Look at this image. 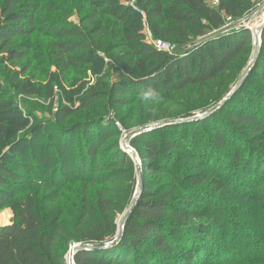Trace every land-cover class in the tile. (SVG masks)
<instances>
[{"label": "trees", "instance_id": "trees-1", "mask_svg": "<svg viewBox=\"0 0 264 264\" xmlns=\"http://www.w3.org/2000/svg\"><path fill=\"white\" fill-rule=\"evenodd\" d=\"M39 4L28 0H0V54H4L1 61L7 60L21 66L24 75L26 66L23 63L31 55V38L38 31ZM253 6V0H219L215 7L208 0H91L88 30L62 23L65 25L59 24L52 33H48L61 38L56 43L61 50L58 61L60 69L71 72L80 65H90L99 58L100 52L110 53L114 48L124 50L130 58L128 64L117 71L113 85L105 87L104 82L100 88H91L78 108L65 106L57 111L55 119L62 125L57 126L56 130H46L47 146L36 144L35 151H32L35 154L45 151L46 155L35 158L14 146L5 152L2 150L7 129L27 131L35 129L38 122L37 118L27 114L12 98L6 96L0 84V211L11 209L14 213L10 224L0 226V264H67L64 244H98L115 237L118 226L114 213L116 210L124 212L126 207L117 208L113 197H107L100 191V206L95 208L91 204L89 184L93 187L104 182L109 186L134 173L135 161L119 144L123 130L113 124L117 121L108 122L104 118L99 122L105 126L93 130L92 126L89 127L91 121L67 127L70 126L66 125L68 119L79 111L100 108L105 99L109 106L119 108L128 104L127 95L134 100L173 101L177 94L186 90L205 89L219 83L241 57L252 51L254 40L250 29L242 28L220 39L210 40L195 48H182L172 54L157 50L145 32L148 29L155 39L183 44L221 29L228 17L233 20L242 18ZM262 46L264 48V30ZM134 58H137L136 61ZM137 64L142 66L136 68ZM262 66L257 65L253 71L261 72ZM18 75L19 72L16 73ZM17 79L16 86L21 93L42 95L43 87L38 82L28 77ZM227 114L230 121L227 122L226 132L235 127L243 129L249 124L254 132L261 133L259 140L264 143V120H258L255 113L249 112ZM169 115L170 112L165 114ZM122 128L125 130L124 126ZM157 132L162 137L153 136L147 142L139 139L131 141L139 154L140 146L146 148V152L141 153L142 162L151 172L158 169L160 161L173 164V159L180 158L176 153L184 154V149L194 154V144L199 142L186 143L172 136L167 127H161ZM236 134H233L234 140ZM217 138L226 142L224 134L217 133ZM103 152L105 159L101 162ZM233 156L237 164L243 167L235 168V171L239 170L238 175L254 176L260 191V181L264 182V154L259 157L260 160L246 158V152L239 146ZM211 160L210 157L207 165L216 169L218 163ZM194 165L198 166L197 161ZM105 168L109 171L102 175ZM42 169L44 173L34 180L52 189L50 194L53 195L46 198L49 201L46 211L41 208L42 201L35 194L24 193L29 187V177ZM78 180L93 182L81 183L84 190H80V197L70 198L80 200L71 204L72 210H79V214L76 222L69 226L53 200L61 190L69 191L71 184ZM207 180L208 177L198 174L189 185L199 187ZM134 194H130L127 206L131 204ZM191 200L196 206L194 209H173L171 195H164L163 191H156L145 184L126 221L122 239L111 247L77 252L76 264H174L185 250L183 242L179 240L183 234L178 226L168 223L166 219L173 217L177 222H187L193 218L212 220L216 219L211 213L213 209L222 215L213 198H209L205 205H198L195 198ZM198 230H195L196 234L216 236L208 227L202 226ZM206 240L211 243L206 242L205 252L216 255L215 251H211L213 241L210 237H206ZM188 252L185 253L187 264H198L202 260L198 262V258L191 251Z\"/></svg>", "mask_w": 264, "mask_h": 264}, {"label": "rangeland", "instance_id": "rangeland-1", "mask_svg": "<svg viewBox=\"0 0 264 264\" xmlns=\"http://www.w3.org/2000/svg\"><path fill=\"white\" fill-rule=\"evenodd\" d=\"M28 1L40 2V9L38 11V31L31 38L33 49L29 59L23 63L26 66V74H23L21 66H15L7 60L1 61L4 54H0V84L6 96L12 98L27 114L37 118L38 126L27 131L7 129L2 142V150L5 152L14 146L20 151H25V155L35 158L46 155L45 151L41 154L32 152L35 151L36 144L47 146L45 144L47 143L46 130H56L57 126L62 125L55 119L57 111L65 106L78 108L81 100L91 88H100L104 82L105 87L113 85L118 75L117 71L122 69L126 63L128 64L130 56L124 50L118 51L114 48V51L110 53L100 52L99 58L90 65H80L78 69H73L71 72L60 69L58 61H60L61 50L56 43L61 38L56 34L49 35L48 33H52L59 24L65 25L62 23L77 25L88 30L89 10H92L91 0ZM208 2L212 5L218 4V0H208ZM253 2V8L242 18L237 20L226 18V24L219 30L208 32L183 44L170 41L175 46L173 52L175 53L182 48H195L210 40L220 39L248 26L253 33L252 51L241 57L219 83L209 85L205 89L186 90L177 94L173 101L134 100L131 95H127L128 104L119 108L109 106L105 99L100 108L79 111L66 123L70 125L67 127H71L78 122L91 121L89 127L92 126L91 130H93L96 129L95 127L105 126L103 122H99L102 118L108 122L117 121L113 124L119 130H123L119 139L123 150H125L123 144L127 135L133 131L173 120L177 122L162 126L167 127V131L172 136L183 139L186 143L199 141L198 144H194V154L184 149L182 151L184 154L176 153L180 158L173 159V164L169 165L168 162L160 161L158 169L153 172L142 162L146 148L141 146L139 148L138 157L144 172L143 186L146 184L151 189L163 191L164 195H171L173 209L175 207L194 209L196 206L190 202L191 198H195L198 205H205L209 198H213L222 211L221 215L213 209L211 213L216 219L211 218L212 220L193 218L187 222H177L173 217L166 219L168 223L175 227L178 226L183 234L179 240L183 242L185 250L183 255L174 261V264H187V251L188 253L191 251L192 255L198 258V262L202 259L200 264H264V191L262 190L264 182L260 181L261 190L258 191V183L254 176L246 174L239 176V170L235 171V168L242 169L243 167L237 164L233 156L241 146V149L246 152V158L260 160L259 157L264 154V143L259 140L261 133L254 132L249 124L243 129L234 126L235 129L230 128V131L226 132L227 122L230 121L228 112L234 115L244 112L255 113L258 120H264V68L261 72L253 71L257 65L264 67V48L261 45L260 52L255 57L254 37L255 29L264 21V0H253ZM145 33L150 42L151 38L155 39L148 29ZM136 59L134 58L135 61ZM135 66L137 68L142 65ZM139 69L142 70V68ZM18 72L19 75L16 76ZM246 72L247 75L243 82L238 85ZM17 77L20 80L28 77L38 82L43 87L42 95L33 96L21 93L16 86ZM215 107L217 108L214 109ZM211 110L213 111L210 112ZM169 112L170 115L165 116ZM209 112L210 114L206 115ZM117 123H120V126ZM233 123L237 124L234 120ZM159 128L161 127L146 129L135 135L131 141L139 139L141 142H147L153 136L162 137L160 132L155 133ZM217 133L224 134L226 142L220 141ZM234 133H238L235 140ZM239 135H241L240 140ZM141 153H143L142 156ZM210 157L212 162L218 163L216 169H212L210 164L207 165ZM100 159L101 162L105 159L104 152ZM195 161L198 166L194 165ZM240 162L243 164V160ZM107 171H109L108 168H105L102 175H105ZM43 173L42 169L29 177L27 180L29 187L24 193L35 194L42 201L41 208L46 211L47 203L49 204L46 198L53 195L50 194L52 189L34 180ZM198 174L208 177L207 182L199 187H190L189 183L193 182ZM124 177L126 178L118 179L109 186L104 182L93 187L89 184L91 204L95 208L100 206L98 198L100 191L107 197H113L117 208L126 207L124 212L116 210L114 213L118 227L130 207L126 205L130 194L135 193L139 186L136 167L133 174L129 173ZM88 182L93 181L78 180L76 184L72 183L69 191L61 190L56 200H53L57 205L56 208L65 215L63 220L69 226L76 222L79 214V210H72L71 204L80 200V198H70L80 197V190H84V187L80 186L81 183ZM255 191L258 193L256 194ZM0 216L4 220L0 225H8L12 222L14 213L11 209H4L0 211ZM202 226L208 227L216 236H207L198 232L196 234L195 230L197 231ZM206 237H210L213 241L210 246L213 248L211 251L217 253L214 256H211L212 252H205L206 242H210L206 240ZM78 244L80 243L68 246L64 244L65 258L70 249ZM179 252L182 253V251Z\"/></svg>", "mask_w": 264, "mask_h": 264}, {"label": "water", "instance_id": "water-1", "mask_svg": "<svg viewBox=\"0 0 264 264\" xmlns=\"http://www.w3.org/2000/svg\"><path fill=\"white\" fill-rule=\"evenodd\" d=\"M246 28L249 29L248 26ZM263 30H264V22L258 27V29H257L258 34L254 35V37H255V57H257L258 53L260 52V47L262 45V33H263ZM246 75H247V72L244 74L242 80L240 81V83L238 85H240L243 82V80L246 77ZM217 107H215L214 109H216ZM213 110H211L210 112H212ZM210 112L207 113L206 115L210 114ZM175 122H177V120L166 121V122L159 123V124L151 126V127H162L163 125H167V124H171V123H175ZM151 127H142V128H139V129L133 131L132 133L127 135L126 141L123 144L125 151L128 152L131 155V157L133 158V160L135 161L136 169H137V173H138L139 186H138V190L134 194V197L132 199L130 207L128 208V210L126 211V213H125V215H124V217L122 219L121 226L118 227V231H117L115 237L112 240H110V241H105V242H101V243H98V244L80 243L78 245H74L70 249V251L68 253V256L70 257V261H71L72 264H76L75 255H76L77 252L82 251V250H94V249L96 250V249H102V248H106V247H111V246L116 245L122 239V237L124 235V228H125L126 221L130 217V214H131V212H132V210H133V208H134V206H135V204L137 202V199L140 196V193H141V191L143 189V185H144V172H143V169H142V164H141V161H140V159L138 157V153H137L136 149L133 148L130 145L131 144V139L135 135H137V134H139V133L143 132L144 130L149 129ZM0 226H6V225H0Z\"/></svg>", "mask_w": 264, "mask_h": 264}, {"label": "built area", "instance_id": "built-area-1", "mask_svg": "<svg viewBox=\"0 0 264 264\" xmlns=\"http://www.w3.org/2000/svg\"><path fill=\"white\" fill-rule=\"evenodd\" d=\"M210 4V2H209ZM217 4V3H216ZM218 4H219V0H218ZM217 5H212L210 4L211 6L215 7V6H218ZM230 20H232V18H228ZM151 40V44L159 51H163V52H167V53H170L172 54L174 52V48L175 46L170 42V41H167V40H164V39H150ZM119 126H120V123H117ZM66 262L67 264H72L71 261H70V257L67 255L66 256Z\"/></svg>", "mask_w": 264, "mask_h": 264}, {"label": "bare ground", "instance_id": "bare-ground-1", "mask_svg": "<svg viewBox=\"0 0 264 264\" xmlns=\"http://www.w3.org/2000/svg\"><path fill=\"white\" fill-rule=\"evenodd\" d=\"M263 22H264V21H263ZM263 22H262V23H263ZM262 23H261V24H262ZM261 24H260V25H261ZM260 25H259V26H260ZM257 29H258V28H257ZM257 29H255V35L258 34ZM128 149H129V148H128ZM3 221H4L3 218L0 216V224H2ZM121 223H122V221H121ZM5 225H7V224H5ZM119 226H121V224H120Z\"/></svg>", "mask_w": 264, "mask_h": 264}]
</instances>
